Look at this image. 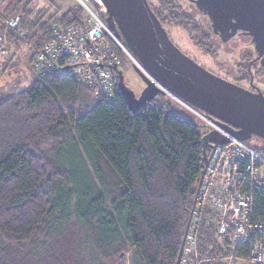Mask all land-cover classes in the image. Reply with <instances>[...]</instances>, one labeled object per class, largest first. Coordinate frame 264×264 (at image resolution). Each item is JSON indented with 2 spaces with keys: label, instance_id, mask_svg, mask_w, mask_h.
<instances>
[{
  "label": "trees",
  "instance_id": "trees-1",
  "mask_svg": "<svg viewBox=\"0 0 264 264\" xmlns=\"http://www.w3.org/2000/svg\"><path fill=\"white\" fill-rule=\"evenodd\" d=\"M33 1L7 0L0 13L2 37L28 47L30 70L54 26L87 24L76 2L63 10L50 0L36 9ZM154 1L162 26L184 29L214 54L207 32L175 0ZM16 15L26 35L4 31ZM32 73L23 89H0V264H175L206 129L163 94L132 114L117 84L108 102L73 76ZM252 139L245 142L264 157V142ZM251 200L258 218L264 189ZM195 248L187 264H227L228 245L204 223ZM247 250L238 243L233 256L244 260Z\"/></svg>",
  "mask_w": 264,
  "mask_h": 264
},
{
  "label": "built area",
  "instance_id": "built-area-1",
  "mask_svg": "<svg viewBox=\"0 0 264 264\" xmlns=\"http://www.w3.org/2000/svg\"><path fill=\"white\" fill-rule=\"evenodd\" d=\"M74 2L84 10L87 24L66 28L54 26L52 40L37 51L31 70L39 76L52 72L73 76L91 90L96 99L101 97L111 102L118 83L121 59L107 40L115 44L123 57L131 59L136 66L138 64L108 29L104 9L96 0ZM19 19H10L7 27L21 36L25 32ZM5 56L6 49L0 46V67ZM163 91L164 95L178 101ZM182 105L194 121L206 129L205 135L215 132L226 143L207 149L208 162L201 177L179 264H187L190 256H196V234L201 223L214 228L217 238L228 245L227 264H264V208L256 218L251 200L252 191L264 189L262 153L235 138L227 128L205 113L187 104ZM238 243L248 245L244 260L233 256Z\"/></svg>",
  "mask_w": 264,
  "mask_h": 264
},
{
  "label": "water",
  "instance_id": "water-1",
  "mask_svg": "<svg viewBox=\"0 0 264 264\" xmlns=\"http://www.w3.org/2000/svg\"><path fill=\"white\" fill-rule=\"evenodd\" d=\"M105 23L126 48L138 66L134 71L144 83L136 97L117 71V89L132 114L167 91L178 100L227 128L240 141L252 138L264 142V95L250 92L207 71L182 53L152 12L148 0H99ZM196 9L207 17L212 31L222 42L237 32L251 39L253 49L264 67V0H195ZM200 179L196 188L185 234L175 264L180 263L189 223L207 165V149L226 140L215 132L201 139Z\"/></svg>",
  "mask_w": 264,
  "mask_h": 264
},
{
  "label": "rangeland",
  "instance_id": "rangeland-1",
  "mask_svg": "<svg viewBox=\"0 0 264 264\" xmlns=\"http://www.w3.org/2000/svg\"><path fill=\"white\" fill-rule=\"evenodd\" d=\"M50 1L53 2L55 6L60 7L63 10L75 4L74 0ZM175 1L177 5L180 6L184 12H186V14L194 19L207 32L214 54L208 55L199 49L184 29L169 24H163V27L173 44L182 53L194 60L198 65L207 71L229 82H236L237 80L234 78L244 76V85L248 86V78L251 77L252 73L254 75L253 69H250V67L249 70L247 69L249 61L252 58L251 55L253 54V46L250 39L245 36H236L235 38H230L226 42H222L211 30L208 19L202 15L189 0ZM6 2L7 0L0 1V13ZM148 4L151 5L150 7L152 8L158 6L154 0H148ZM32 6L36 9L49 7L48 4L44 3V0H34ZM49 11L50 13L54 12L53 8H50ZM15 17L21 18L19 15H16ZM102 18L104 19V16H102ZM10 19L12 18H8L6 22ZM5 26L4 31H6V33L11 32L6 23ZM25 31L26 30L24 29V32ZM3 39L4 38L0 32V40L3 41H0V46H4L6 49L5 61L7 63L3 73H0V89L4 91H17L26 87L33 79V73L28 65L29 49L22 43L18 45L16 49L13 44ZM134 65L135 64L131 59L123 57L119 70L122 72L123 82L126 88L138 97L144 88V83L139 75L134 71ZM255 76H260V84L258 85V88L260 91L264 92V70H258V72H255ZM166 97L171 100L175 106L185 108L182 105L183 102L181 103L179 100L177 101L169 96ZM251 143L252 145H261V140L253 138Z\"/></svg>",
  "mask_w": 264,
  "mask_h": 264
},
{
  "label": "flooded vegetation",
  "instance_id": "flooded-vegetation-1",
  "mask_svg": "<svg viewBox=\"0 0 264 264\" xmlns=\"http://www.w3.org/2000/svg\"><path fill=\"white\" fill-rule=\"evenodd\" d=\"M189 1L195 6V3H194L195 0H189ZM210 28H211V26H210ZM215 35H217V34H215ZM236 36L248 37L245 34L237 32L236 35H234L232 38H235ZM250 42H251V39H250ZM251 57L252 58L249 61V66H247V69L249 70V67H250V69H253L254 70V75L252 73L251 77L248 78V80H247L248 86L244 85V81H243V80H245L244 76H240V77L234 78L237 81L236 82H231V83H233V84H235L237 86H240V87H242V88H244V89H246V90H248L250 92H257V91H260L259 88H258V85L260 84V78H259L260 76H255V72H258V70H264V67H261L260 59H257V55L255 54L254 49H253V54L251 55ZM260 92L264 95V92H262V91H260Z\"/></svg>",
  "mask_w": 264,
  "mask_h": 264
},
{
  "label": "bare ground",
  "instance_id": "bare-ground-1",
  "mask_svg": "<svg viewBox=\"0 0 264 264\" xmlns=\"http://www.w3.org/2000/svg\"><path fill=\"white\" fill-rule=\"evenodd\" d=\"M99 4H100V1L99 0H96Z\"/></svg>",
  "mask_w": 264,
  "mask_h": 264
}]
</instances>
